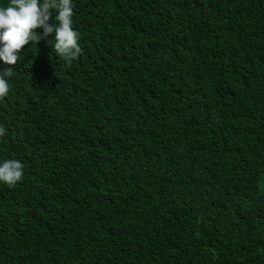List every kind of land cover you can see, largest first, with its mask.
I'll return each mask as SVG.
<instances>
[{"label":"trees","instance_id":"obj_1","mask_svg":"<svg viewBox=\"0 0 264 264\" xmlns=\"http://www.w3.org/2000/svg\"><path fill=\"white\" fill-rule=\"evenodd\" d=\"M72 2L0 99V264H264V0Z\"/></svg>","mask_w":264,"mask_h":264},{"label":"clouds","instance_id":"obj_2","mask_svg":"<svg viewBox=\"0 0 264 264\" xmlns=\"http://www.w3.org/2000/svg\"><path fill=\"white\" fill-rule=\"evenodd\" d=\"M53 11L57 13L54 21ZM73 16L72 0H10L7 6H0V61L9 66L0 71V99L9 94L7 77L13 75L12 66L21 59L19 54L29 43L38 44L52 37L55 53L69 63L82 54ZM5 135V129L0 127V137ZM23 176L24 164L20 160L0 162V182L8 187H15Z\"/></svg>","mask_w":264,"mask_h":264}]
</instances>
